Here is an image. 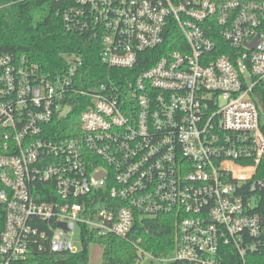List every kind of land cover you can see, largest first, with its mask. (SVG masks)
<instances>
[{
  "label": "built area",
  "instance_id": "1",
  "mask_svg": "<svg viewBox=\"0 0 264 264\" xmlns=\"http://www.w3.org/2000/svg\"><path fill=\"white\" fill-rule=\"evenodd\" d=\"M57 16L121 72L89 87L79 54L53 71L0 54V264L159 217L172 250L136 239L134 264H248L264 250V0H65Z\"/></svg>",
  "mask_w": 264,
  "mask_h": 264
},
{
  "label": "trees",
  "instance_id": "2",
  "mask_svg": "<svg viewBox=\"0 0 264 264\" xmlns=\"http://www.w3.org/2000/svg\"><path fill=\"white\" fill-rule=\"evenodd\" d=\"M64 6L65 0H0V54L26 55L45 70L53 71L65 63L63 55L76 53L84 60L85 85L93 87L97 81L115 77L121 70L108 69L99 63L98 44L87 34H70L62 29L57 12ZM170 48L177 49L174 45ZM80 111L75 109L67 118L68 122L58 128L59 132L72 135L78 128ZM260 127L264 135V115L260 116ZM136 239H141V248L154 256L167 254L173 248L172 219L145 220L127 239L90 237L77 254L32 251L26 264H88L87 247L91 243L102 248L100 264H134ZM247 263L264 264V250L249 255Z\"/></svg>",
  "mask_w": 264,
  "mask_h": 264
},
{
  "label": "rangeland",
  "instance_id": "3",
  "mask_svg": "<svg viewBox=\"0 0 264 264\" xmlns=\"http://www.w3.org/2000/svg\"><path fill=\"white\" fill-rule=\"evenodd\" d=\"M65 110L68 109V105L64 107ZM88 254V264H100L102 257V248L95 244H89L87 247ZM144 264H149V262H145Z\"/></svg>",
  "mask_w": 264,
  "mask_h": 264
}]
</instances>
